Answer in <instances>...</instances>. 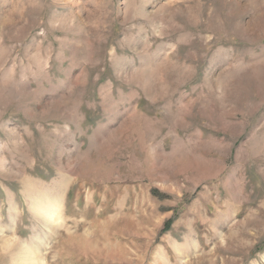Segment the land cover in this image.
Returning a JSON list of instances; mask_svg holds the SVG:
<instances>
[{
	"label": "rangeland",
	"instance_id": "1",
	"mask_svg": "<svg viewBox=\"0 0 264 264\" xmlns=\"http://www.w3.org/2000/svg\"><path fill=\"white\" fill-rule=\"evenodd\" d=\"M0 264H264V0H0Z\"/></svg>",
	"mask_w": 264,
	"mask_h": 264
},
{
	"label": "bare ground",
	"instance_id": "2",
	"mask_svg": "<svg viewBox=\"0 0 264 264\" xmlns=\"http://www.w3.org/2000/svg\"><path fill=\"white\" fill-rule=\"evenodd\" d=\"M54 217V216H53ZM57 223V222H56ZM57 225V224H56ZM30 256V255H29Z\"/></svg>",
	"mask_w": 264,
	"mask_h": 264
}]
</instances>
